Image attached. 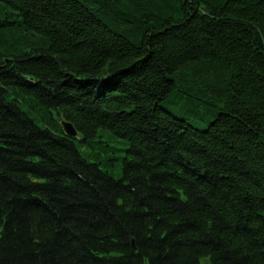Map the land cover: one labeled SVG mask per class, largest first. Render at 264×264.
Listing matches in <instances>:
<instances>
[{
    "label": "trees",
    "instance_id": "1",
    "mask_svg": "<svg viewBox=\"0 0 264 264\" xmlns=\"http://www.w3.org/2000/svg\"><path fill=\"white\" fill-rule=\"evenodd\" d=\"M0 264H264V0H0Z\"/></svg>",
    "mask_w": 264,
    "mask_h": 264
},
{
    "label": "water",
    "instance_id": "2",
    "mask_svg": "<svg viewBox=\"0 0 264 264\" xmlns=\"http://www.w3.org/2000/svg\"><path fill=\"white\" fill-rule=\"evenodd\" d=\"M64 127L66 132L71 136H76L78 134L77 130L75 129L74 125L69 121H64ZM134 243V241H133Z\"/></svg>",
    "mask_w": 264,
    "mask_h": 264
},
{
    "label": "rangeland",
    "instance_id": "3",
    "mask_svg": "<svg viewBox=\"0 0 264 264\" xmlns=\"http://www.w3.org/2000/svg\"><path fill=\"white\" fill-rule=\"evenodd\" d=\"M116 175L119 176V174H118V170H116Z\"/></svg>",
    "mask_w": 264,
    "mask_h": 264
}]
</instances>
